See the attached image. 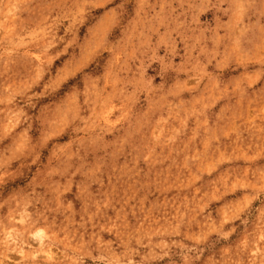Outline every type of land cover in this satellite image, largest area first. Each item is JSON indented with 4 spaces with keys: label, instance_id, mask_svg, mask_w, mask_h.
I'll use <instances>...</instances> for the list:
<instances>
[{
    "label": "rangeland",
    "instance_id": "obj_1",
    "mask_svg": "<svg viewBox=\"0 0 264 264\" xmlns=\"http://www.w3.org/2000/svg\"><path fill=\"white\" fill-rule=\"evenodd\" d=\"M0 264H264V0H0Z\"/></svg>",
    "mask_w": 264,
    "mask_h": 264
},
{
    "label": "bare ground",
    "instance_id": "obj_2",
    "mask_svg": "<svg viewBox=\"0 0 264 264\" xmlns=\"http://www.w3.org/2000/svg\"><path fill=\"white\" fill-rule=\"evenodd\" d=\"M39 231V230H38ZM34 234V233H33ZM35 237H37V240L41 241V235L39 234V232L34 234Z\"/></svg>",
    "mask_w": 264,
    "mask_h": 264
}]
</instances>
